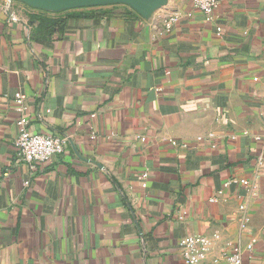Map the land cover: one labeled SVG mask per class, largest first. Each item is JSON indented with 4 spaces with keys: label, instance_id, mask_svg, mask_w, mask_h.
Masks as SVG:
<instances>
[{
    "label": "crops",
    "instance_id": "obj_1",
    "mask_svg": "<svg viewBox=\"0 0 264 264\" xmlns=\"http://www.w3.org/2000/svg\"><path fill=\"white\" fill-rule=\"evenodd\" d=\"M18 93L33 132L67 141L34 168L15 153ZM263 114L264 0H219L212 24L190 0L148 18L0 0V264H185L194 234L210 241L196 264L232 246L264 264V176L258 197L238 182L264 156Z\"/></svg>",
    "mask_w": 264,
    "mask_h": 264
},
{
    "label": "built area",
    "instance_id": "obj_2",
    "mask_svg": "<svg viewBox=\"0 0 264 264\" xmlns=\"http://www.w3.org/2000/svg\"><path fill=\"white\" fill-rule=\"evenodd\" d=\"M9 2L10 0H3ZM193 8L200 12L207 23L215 22V10L218 6L219 0H190ZM174 17L166 21V25H170ZM217 32L221 28L216 26ZM14 109L18 114L16 121L18 133L14 141L15 153L19 161L27 163L31 168H34L37 163L51 160L61 155L65 148L67 141L65 138L57 136L52 133H37L33 132L29 127V117L27 114V106L25 102V95L18 93L14 98ZM264 122V114H263ZM218 136L214 132H209L206 135H198L195 137L196 142H205L215 139ZM231 135V138H234ZM256 139L259 137L256 136ZM172 144H179L186 147L187 143H177L172 141ZM213 148L216 147L215 142L211 144ZM264 176V156L260 155L254 159L252 177L241 178L238 182L246 187L247 193L252 197L259 196V179ZM148 177L147 171L140 175L142 186H146V179ZM228 184V183H227ZM243 209V205H240ZM241 230L250 232V228L246 221L241 223ZM210 241L206 236L194 234L183 237L180 240V251L185 264H196L204 259L209 249ZM252 243L247 245L251 248ZM222 257L226 264H242V251L239 247L232 246L225 248L222 251Z\"/></svg>",
    "mask_w": 264,
    "mask_h": 264
},
{
    "label": "water",
    "instance_id": "obj_3",
    "mask_svg": "<svg viewBox=\"0 0 264 264\" xmlns=\"http://www.w3.org/2000/svg\"><path fill=\"white\" fill-rule=\"evenodd\" d=\"M27 5L49 12H59L68 9L99 6L107 4H125L144 18H148L156 9L163 6L167 0H17Z\"/></svg>",
    "mask_w": 264,
    "mask_h": 264
},
{
    "label": "trees",
    "instance_id": "obj_4",
    "mask_svg": "<svg viewBox=\"0 0 264 264\" xmlns=\"http://www.w3.org/2000/svg\"><path fill=\"white\" fill-rule=\"evenodd\" d=\"M40 20L43 23H47V24H54L55 23V24H59L61 26H63L66 22V18H62V17L48 18L46 16H41Z\"/></svg>",
    "mask_w": 264,
    "mask_h": 264
}]
</instances>
